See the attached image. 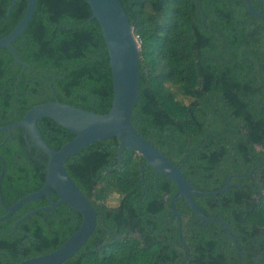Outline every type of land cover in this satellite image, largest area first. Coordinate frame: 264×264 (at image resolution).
<instances>
[{"label":"trees","instance_id":"16d2710c","mask_svg":"<svg viewBox=\"0 0 264 264\" xmlns=\"http://www.w3.org/2000/svg\"><path fill=\"white\" fill-rule=\"evenodd\" d=\"M249 1L264 14V0ZM9 2L0 0V35L14 26L26 0H14L6 14ZM36 2L34 19L10 43L26 68L21 71L0 47V127L55 98L106 113L111 103L107 51L86 1ZM120 2L139 44L133 128L180 165L198 190L218 189L232 175L221 194L193 199L205 215L225 221L240 253L220 224L197 223L177 196L173 205L188 248L181 264H264V20L249 13L243 0ZM37 126L54 150L73 137L47 117ZM116 146L115 137L93 141L64 161L98 213L92 236L58 264H179L185 250L169 209L175 183L144 165L143 187V157L125 148L118 164ZM0 156L4 205L44 182L46 158L22 127L11 131ZM112 193L118 201L109 206ZM49 194L56 200L53 190ZM47 204L45 196L27 201L0 221V264L47 253L75 230L78 212L61 202L52 211L29 214L11 232L27 210ZM4 213L0 205V216Z\"/></svg>","mask_w":264,"mask_h":264},{"label":"water","instance_id":"95a60500","mask_svg":"<svg viewBox=\"0 0 264 264\" xmlns=\"http://www.w3.org/2000/svg\"><path fill=\"white\" fill-rule=\"evenodd\" d=\"M85 1L91 11V17L96 19L99 25L107 51L111 78L110 107L106 113L97 114L55 98L52 101L38 103L30 107L19 120L0 127V133L5 132L0 146L10 136L13 129L22 127L28 133L31 145L41 150L46 158L45 179L36 190L23 195L11 205H4L0 195V205L5 210V213L0 216V221L9 217L25 202L29 201L30 203L41 196L47 198L48 204L27 210L12 223L11 232H15L17 223L29 214L41 210L52 211L61 202L66 203L71 209L78 212L75 230L59 246L47 253L21 260L16 264H58L72 256L86 242L87 238L92 236L98 211L94 209L87 197L69 177L64 168V161L93 141L109 137H115L117 140L115 155L118 164L120 163L121 153L125 148L133 149L143 157L144 161L139 171V181L143 187H145L142 180L144 165L149 166L154 174L161 173L175 183V191L169 199V209L171 215L176 219L178 242L185 250V257L179 264L186 260L188 248L182 240L180 216L173 205L177 196H182L185 204L198 218L197 223L209 221L220 224L234 249L240 253L234 236L225 221L219 217L205 215L193 199V195L221 194L231 186L228 180L232 175H228L224 184L218 189L211 191L198 190L185 178L180 171V165L171 163L163 153L136 132L132 126L131 114L139 93L138 41L133 35L132 27L127 20L120 0ZM243 1L249 13L264 20V14L260 10L254 9L249 0ZM13 4L14 0H10L6 14H8ZM36 10V0H26L24 9L14 26L0 35V47H5L10 52L14 61L21 65V71L27 65L17 57L10 43L34 19ZM51 94H53L52 89ZM42 117L52 119L55 123L70 131L73 137L58 149H52L42 138L37 126V121ZM0 161L1 181L4 171V162L1 156ZM50 190H53L56 194V200L50 196Z\"/></svg>","mask_w":264,"mask_h":264},{"label":"rangeland","instance_id":"374dc122","mask_svg":"<svg viewBox=\"0 0 264 264\" xmlns=\"http://www.w3.org/2000/svg\"><path fill=\"white\" fill-rule=\"evenodd\" d=\"M117 201H118V195L116 193H112L107 198L106 204L109 206H114V205H116Z\"/></svg>","mask_w":264,"mask_h":264}]
</instances>
